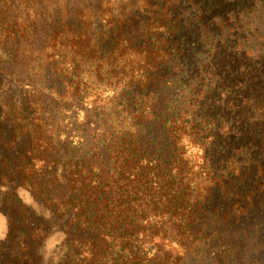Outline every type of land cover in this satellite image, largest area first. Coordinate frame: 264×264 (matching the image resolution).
Instances as JSON below:
<instances>
[{"label": "trees", "instance_id": "1", "mask_svg": "<svg viewBox=\"0 0 264 264\" xmlns=\"http://www.w3.org/2000/svg\"><path fill=\"white\" fill-rule=\"evenodd\" d=\"M0 218V264H264V0H0Z\"/></svg>", "mask_w": 264, "mask_h": 264}, {"label": "rangeland", "instance_id": "2", "mask_svg": "<svg viewBox=\"0 0 264 264\" xmlns=\"http://www.w3.org/2000/svg\"><path fill=\"white\" fill-rule=\"evenodd\" d=\"M4 225L3 219L0 218V229L2 230V226ZM52 240L51 242H53ZM199 251V250H198ZM196 252L195 254L189 256L182 264H217V262H213L212 258H206L202 253Z\"/></svg>", "mask_w": 264, "mask_h": 264}]
</instances>
